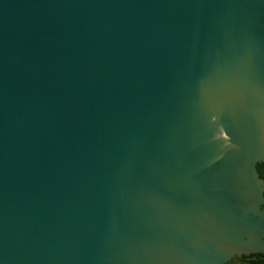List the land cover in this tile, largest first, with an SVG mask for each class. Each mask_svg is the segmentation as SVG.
I'll list each match as a JSON object with an SVG mask.
<instances>
[{"label":"water","instance_id":"water-1","mask_svg":"<svg viewBox=\"0 0 264 264\" xmlns=\"http://www.w3.org/2000/svg\"><path fill=\"white\" fill-rule=\"evenodd\" d=\"M264 0H0V264H224L264 250Z\"/></svg>","mask_w":264,"mask_h":264},{"label":"flooded vegetation","instance_id":"flooded-vegetation-1","mask_svg":"<svg viewBox=\"0 0 264 264\" xmlns=\"http://www.w3.org/2000/svg\"><path fill=\"white\" fill-rule=\"evenodd\" d=\"M256 170L259 174V177H262V171L264 169V162H258L255 165ZM264 196V190H263ZM261 208H264V204L261 205ZM264 239V237H263ZM224 264H264V250L249 252V253H240L234 254L228 258Z\"/></svg>","mask_w":264,"mask_h":264},{"label":"trees","instance_id":"trees-1","mask_svg":"<svg viewBox=\"0 0 264 264\" xmlns=\"http://www.w3.org/2000/svg\"><path fill=\"white\" fill-rule=\"evenodd\" d=\"M262 177L264 178V169H263V171H262Z\"/></svg>","mask_w":264,"mask_h":264}]
</instances>
